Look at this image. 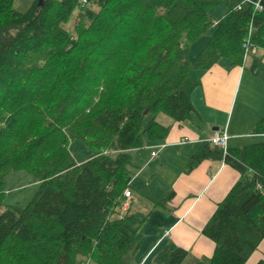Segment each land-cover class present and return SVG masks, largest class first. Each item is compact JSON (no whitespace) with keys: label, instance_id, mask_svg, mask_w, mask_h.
Here are the masks:
<instances>
[{"label":"trees","instance_id":"1","mask_svg":"<svg viewBox=\"0 0 264 264\" xmlns=\"http://www.w3.org/2000/svg\"><path fill=\"white\" fill-rule=\"evenodd\" d=\"M13 2L0 0V264H130L149 217L132 204L121 210L133 193L130 153L163 138L157 115L182 122L195 113L192 71L242 65L244 40L264 50V0H32L22 13ZM218 6L226 13L214 21ZM254 132L264 133V116ZM75 141L90 151L80 164ZM204 160L239 177L201 230L212 255L191 264H245L264 240V142L224 154L204 141L186 171ZM13 172L38 184L25 206L3 205ZM188 257L164 245L150 264Z\"/></svg>","mask_w":264,"mask_h":264},{"label":"crops","instance_id":"2","mask_svg":"<svg viewBox=\"0 0 264 264\" xmlns=\"http://www.w3.org/2000/svg\"><path fill=\"white\" fill-rule=\"evenodd\" d=\"M225 13L223 6L209 11L214 21ZM210 34L194 42L189 52L202 39H205V45ZM204 45L191 59L188 52V59L193 61ZM190 78L197 83L191 94L195 113L182 122L168 117L170 121L165 124L157 121L158 115L155 117L156 123L166 130L163 138L146 139L141 149L133 150L130 154L132 164L141 166L139 175L148 182L158 177L159 183L148 192H140L132 186V192L142 199L130 198L127 201L134 209L146 208L144 202L152 206L156 200L172 191L173 198L164 209L155 208L147 212L148 223L143 226H149L145 232L152 243L151 250L171 245L191 251L197 258H209L214 244L201 235V230L236 183L239 174L221 161L204 160L190 171H186V166L200 145L216 131L226 132L227 149L264 142V133L254 132L257 121L264 116V50L257 49L255 54L244 57L240 66L221 60L208 70L192 71ZM254 138L260 141L244 143V140ZM153 152L155 157H151ZM154 169L159 172H149ZM140 237L142 248L148 240L146 235ZM250 258L245 264H249ZM134 259L130 264L134 263Z\"/></svg>","mask_w":264,"mask_h":264},{"label":"rangeland","instance_id":"3","mask_svg":"<svg viewBox=\"0 0 264 264\" xmlns=\"http://www.w3.org/2000/svg\"><path fill=\"white\" fill-rule=\"evenodd\" d=\"M32 0H14L13 2V10L16 12H25L31 5ZM90 9L97 11V9L89 6ZM74 17H77V13L74 15ZM74 21L68 23L66 26L69 30H71L73 26ZM205 39L200 40L197 42L194 46L191 47V50L189 52V59L193 58L201 49V47L204 45L203 42ZM157 121L161 124H165L167 121H170V119L167 116H164L163 114H160L157 116ZM257 141H260L259 139H250V140H244V143L250 144V143H255ZM70 150L74 154V160L78 164L84 162L87 160V157L90 153V151L83 146L80 142H73L70 145ZM133 160V158H132ZM131 173L132 175V181L133 186L136 190H140V192H148L149 190L151 191L154 186H156L158 182V177H153L152 181L150 180L149 182L144 180V177L142 175H139L138 170L141 168L140 165L138 164H132ZM149 172H159V170L154 169ZM38 184L33 180V178L25 173V172H13L10 173L6 176L5 178V189L7 190V194L5 195V198L3 200V205H14L17 204L18 206H25L31 198L34 196L36 189H37ZM131 199H142L141 197H138L135 193H132ZM141 201V200H140ZM137 202V201H136ZM147 207H139L136 210L138 212H151L150 209L154 210L152 206H149V202H144ZM129 202L127 200L122 201L121 203V210H126L128 209ZM120 210V211H121ZM148 223V222H147ZM146 223V225H147ZM144 227V228H143ZM141 228V231H138V237L139 240L141 241V235L142 237L144 235L147 236L148 242L145 243V245L137 251L135 254V259L134 263L132 264H150L153 256L157 253L159 250L150 248V245L152 244L151 241L149 240V237L147 235L146 229H149V226H143ZM140 230V229H139ZM162 230V229H161ZM157 231V230H156ZM158 232V231H157ZM143 242V241H142ZM151 243V244H150ZM143 244V243H142ZM159 245V244H158ZM155 248V247H154ZM192 252L189 251V257L188 259L183 263V264H191V262L194 259L197 260H202L205 257L197 258L194 255L191 254ZM264 258V242H262L258 248L255 250V252L252 253L249 264H251L254 261H257L258 259ZM80 262L78 264H94L93 262H87L84 258H79ZM248 262V261H247Z\"/></svg>","mask_w":264,"mask_h":264},{"label":"built area","instance_id":"4","mask_svg":"<svg viewBox=\"0 0 264 264\" xmlns=\"http://www.w3.org/2000/svg\"><path fill=\"white\" fill-rule=\"evenodd\" d=\"M254 7L258 12L262 10L259 3H256ZM242 48L245 50L246 53L245 56L255 54L257 51L256 47L248 44V40H244ZM206 142L209 144L211 148L218 149L224 154L227 151V135L225 131H216L212 133V135L207 138ZM151 157H155V152L151 154ZM124 196L126 200L131 198V194L128 191L124 192Z\"/></svg>","mask_w":264,"mask_h":264}]
</instances>
